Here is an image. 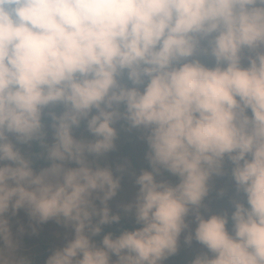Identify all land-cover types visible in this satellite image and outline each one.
Masks as SVG:
<instances>
[{"label": "clouds", "instance_id": "9594fccd", "mask_svg": "<svg viewBox=\"0 0 264 264\" xmlns=\"http://www.w3.org/2000/svg\"><path fill=\"white\" fill-rule=\"evenodd\" d=\"M119 120L145 130L151 170L124 206L140 226L97 244L120 219L119 178L97 162ZM33 141L38 170L17 146ZM226 161L242 196L205 216ZM19 209L71 226L45 264H162L182 232L207 249L191 264H264V0H0V264H29L6 215Z\"/></svg>", "mask_w": 264, "mask_h": 264}, {"label": "rangeland", "instance_id": "374dc122", "mask_svg": "<svg viewBox=\"0 0 264 264\" xmlns=\"http://www.w3.org/2000/svg\"><path fill=\"white\" fill-rule=\"evenodd\" d=\"M201 59L205 58L201 57ZM205 62L211 64L210 59L205 60ZM51 110L59 113L62 108L61 106H56ZM45 111L47 112L48 109ZM49 125H45V130L48 133L46 137L47 142H51L52 139V132ZM113 126L117 130V136L114 140L115 146L97 161L101 166L109 167L113 175L119 178V187L116 194L108 201V206L111 212L123 215L129 222L139 227L140 225L135 222L134 209L125 211L124 206L135 202L139 190V186L135 182L136 176L143 170H151L146 157L148 151V145L145 139L146 132L143 129L130 128L124 120L117 121ZM81 132L87 138H92L91 134L87 132L85 124L83 128L77 131L74 130V135L79 136ZM17 146L25 155H29L30 145ZM70 166L75 165L71 164ZM230 169L231 164L226 161L224 174L220 176L214 175L210 178L209 191L203 200V204L207 207V212L203 208L201 209V212L205 216L224 211H227L230 215V209L233 207L231 204L232 198L242 196V194L238 196L235 192ZM157 179L175 183L177 178L167 171H162L157 176ZM96 203L99 204V201H96ZM6 215L13 236L19 244L17 254L26 257L29 264H37V261L44 251V246L52 252V250L64 246L73 236L70 225L66 226L63 223H58L54 218L43 223H37L29 216L25 209H19L15 214L9 211ZM188 219L190 221L189 230H194L195 221L191 216ZM228 227L229 229L231 227L230 219ZM185 234L186 232H182L179 237L175 259L170 260L165 258L162 264H191L192 259L196 255L207 251L195 239L191 243H186L184 239ZM95 241L97 244L101 242V240L98 241L96 239Z\"/></svg>", "mask_w": 264, "mask_h": 264}, {"label": "trees", "instance_id": "16d2710c", "mask_svg": "<svg viewBox=\"0 0 264 264\" xmlns=\"http://www.w3.org/2000/svg\"><path fill=\"white\" fill-rule=\"evenodd\" d=\"M43 121H44L45 125L50 124V122H51L50 117H48V116H44ZM83 126H84V122L81 123L79 128L74 129V130L77 131V130L83 128ZM30 147H31L30 153L28 156H30L32 158L33 167L38 170L41 167L47 166L49 161H47L46 159H44L40 155V153H41L40 143L38 141H33L30 144ZM230 211H232V207H231ZM113 213L118 214L116 212H113ZM118 215H119L120 219L116 222H112L109 224L102 225L101 226V229H102L101 233L98 236L94 237V239L99 241V240H102V237L107 233H111L113 236H116V235H119L120 232H122L123 230H133V229L137 228L136 225L129 222L123 215H121V214H118ZM50 254H51V250L49 248H47L46 246H44V251L41 254L39 260L37 261V264H45V261ZM167 259L174 260L175 259V253L169 255L167 257Z\"/></svg>", "mask_w": 264, "mask_h": 264}]
</instances>
